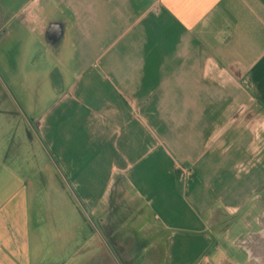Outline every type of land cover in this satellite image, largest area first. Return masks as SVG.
<instances>
[{
  "label": "crops",
  "instance_id": "1",
  "mask_svg": "<svg viewBox=\"0 0 264 264\" xmlns=\"http://www.w3.org/2000/svg\"><path fill=\"white\" fill-rule=\"evenodd\" d=\"M120 190L161 264H264V0H0V264H87Z\"/></svg>",
  "mask_w": 264,
  "mask_h": 264
},
{
  "label": "rangeland",
  "instance_id": "2",
  "mask_svg": "<svg viewBox=\"0 0 264 264\" xmlns=\"http://www.w3.org/2000/svg\"><path fill=\"white\" fill-rule=\"evenodd\" d=\"M22 32L24 36H32L30 30L26 28H24ZM35 47L36 45L31 46V48ZM33 52L34 51H31V53H29V56H31ZM27 58L28 59H26L25 57L23 60L25 68H29L32 66L30 64L32 63L30 57ZM47 59V56L45 57V59L43 57V59L41 60L42 64L40 63V66L37 67L40 68L37 69L40 70V72L38 73L39 75L24 76L25 84H22V86L28 87L30 85L31 87H34L33 90H38L39 92H28L27 96H29L30 99H36V96L44 98L43 100L52 99V93H50L49 90L50 76L47 72L49 70L50 64ZM9 83L13 84L12 81H9ZM15 94L21 95L20 93H16L13 91V95ZM31 96H34V98H32ZM124 194L125 193L120 190L118 195L112 198V202L117 203H115L117 205V208L116 211H114L116 213V215L114 216L116 217L114 225L108 226L107 224H104L103 226H101L97 223L98 227L101 228L102 235L98 237L95 236L92 241L93 243L89 242V249L87 248V251L89 250V258L87 264H161L162 240L159 239V237L163 235V231L159 228V230H156L157 228L155 227H145L146 223L149 222V218L144 216L145 209L140 208L139 205H136L134 207V204H129L128 198H126ZM132 207H134L135 210L132 209ZM133 210L136 212V216L131 219L130 217L134 216V214H132L131 212ZM74 229V232L76 233L71 237L72 241L70 243L67 241V239L59 238L58 236L55 237V240L53 242L51 240L52 238L50 237L49 249L46 248L42 251L34 253L32 264H80V259H82L81 257L86 251H81V248L79 247L82 238L80 235V228L78 226H74L73 230ZM100 241H103L105 245L109 244L110 247L106 248L105 246L103 254L98 255V258H96L97 260L95 261L96 255L94 254L93 249H95L96 247L95 243L97 244ZM76 242L78 245L75 244ZM78 247L80 249H78ZM70 252L72 259L70 261L66 260V262L63 263V256L66 257L70 254ZM93 254L95 256L92 259L91 257Z\"/></svg>",
  "mask_w": 264,
  "mask_h": 264
}]
</instances>
